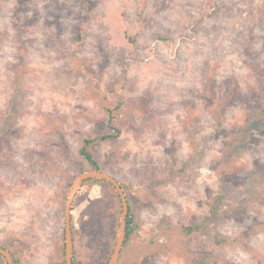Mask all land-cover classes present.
I'll return each mask as SVG.
<instances>
[{
	"label": "rangeland",
	"instance_id": "1",
	"mask_svg": "<svg viewBox=\"0 0 264 264\" xmlns=\"http://www.w3.org/2000/svg\"><path fill=\"white\" fill-rule=\"evenodd\" d=\"M255 65L264 0H0V248L18 264H66L68 194L91 170L80 148L111 132L106 108L121 105L118 138L92 147L134 212L116 264H264ZM217 194L229 214L211 229L232 245L185 232ZM121 213L114 189L83 184L77 264L108 263Z\"/></svg>",
	"mask_w": 264,
	"mask_h": 264
},
{
	"label": "trees",
	"instance_id": "2",
	"mask_svg": "<svg viewBox=\"0 0 264 264\" xmlns=\"http://www.w3.org/2000/svg\"><path fill=\"white\" fill-rule=\"evenodd\" d=\"M253 68L256 71L255 73L257 74V76L261 80H263L264 69H261L259 67V65H255ZM263 88H264V84H263ZM260 100H262V104L259 106V108H258L259 111L256 115L259 118L264 119V89L260 93ZM224 102L225 101H223V104L221 106H223L225 104ZM210 104H211V107L215 106V103H212V101L209 102L208 105H210ZM120 107H121V105H119L115 108H106V112L108 115V125H109V129L111 130L110 133H108L107 135H104L102 137L85 138L83 141V144L80 148V154L83 157V159L85 160L86 164L90 167L91 170H102L100 168V165H99L93 151H92L93 145H95L96 143H98L100 141L101 142L102 141H112V140L118 138V136L120 134V131L116 127V125H113L114 116H115L114 112L119 110ZM256 121H257L256 116H251L250 114L247 113V115H245V117H244L242 124L245 125V127L249 128V127H253L254 123H256ZM240 132L242 133V131H240ZM240 132L238 134L239 137L237 139L234 138L233 144H238L237 143L238 139L242 140ZM84 184L98 185V186H104V187L107 186V187L114 189L112 187V185H110L108 182H106L104 180L91 179V180L86 181ZM122 187L124 188V191L127 193L126 187L123 185H122ZM117 196H118V194H117ZM226 199H227V197L223 194H217L216 196H214L208 204V214L205 216V218L199 223H193L189 226H186L185 232L187 234L199 233V234L208 236L215 242V244L220 245V246L221 245H230V244L232 245L234 243V240L227 238V237H223V236L219 235L218 233L213 232V230L211 229V225L214 223V221L217 220L218 217H220L222 214L223 215L229 214V210H226V207H227L225 204ZM128 201H129V214L127 217L126 240H125L124 246H126L128 241L130 240L131 236L135 232V228H136V222H135V218H134L132 203L130 202L129 198H128ZM72 227H73V241H74V247H75V234H74L73 217H72ZM8 251H10L12 256H13L14 264H18L19 262L15 256L14 251H12V250H8ZM75 252L76 251L74 248L73 263L77 264ZM1 257H3V256H1ZM61 257L64 260V257H65V245L64 244H63L62 251H61ZM200 264H208V263L207 262H201Z\"/></svg>",
	"mask_w": 264,
	"mask_h": 264
},
{
	"label": "water",
	"instance_id": "3",
	"mask_svg": "<svg viewBox=\"0 0 264 264\" xmlns=\"http://www.w3.org/2000/svg\"><path fill=\"white\" fill-rule=\"evenodd\" d=\"M91 179L104 180L108 182L110 185H112V187L118 194L122 204V213L116 234L115 246L110 256V259L107 263V264H116L121 255L126 240L129 202L121 183L116 178H114L113 176H111L110 174H108L103 170H89L80 174L79 176L76 177L75 181L73 182L70 188L65 206V216H64L65 262L66 264H74L73 263L74 241H73V227H72V216H71L73 203L83 184ZM0 255L4 257L7 264H14L13 256L11 252L8 251L7 249L0 248Z\"/></svg>",
	"mask_w": 264,
	"mask_h": 264
},
{
	"label": "flooded vegetation",
	"instance_id": "4",
	"mask_svg": "<svg viewBox=\"0 0 264 264\" xmlns=\"http://www.w3.org/2000/svg\"><path fill=\"white\" fill-rule=\"evenodd\" d=\"M128 198V197H127ZM129 202V201H128Z\"/></svg>",
	"mask_w": 264,
	"mask_h": 264
}]
</instances>
